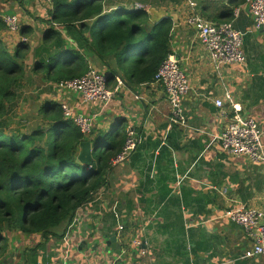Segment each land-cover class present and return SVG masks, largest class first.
Wrapping results in <instances>:
<instances>
[{
  "label": "crops",
  "instance_id": "0c3cea01",
  "mask_svg": "<svg viewBox=\"0 0 264 264\" xmlns=\"http://www.w3.org/2000/svg\"><path fill=\"white\" fill-rule=\"evenodd\" d=\"M246 1L61 0L53 9L44 0H0L1 41L11 52L20 42L28 45L24 77L16 89H28V95L23 91L15 99L31 104L28 112L35 127L15 129L46 130L48 122H56L54 111L67 104L74 114L92 119L91 130L84 133L91 146L99 139L103 150L116 143L115 155L128 128L138 137L134 151L112 161L101 188L78 207V222H64L55 234L21 228L5 232L0 264H264V256H243L253 243L224 215L242 204L264 209L263 167L227 153L218 138L235 105L260 123L264 148V26L254 27ZM87 5L98 12L80 18ZM141 10L147 15V31L170 21L166 56H176L190 86L181 103L184 125L170 120L166 93L154 80L136 82L120 72L107 84L114 87L118 76L122 86L102 104L83 102L77 92L60 88V71L49 74L53 62L58 60L53 70L67 67L75 63L68 59L79 53L83 73L93 68L108 76L117 64L110 55H97L96 39L107 22ZM66 11L74 16L62 14ZM192 11L207 21L230 22L242 36L245 62L216 65L187 22ZM5 16L16 18L18 31L6 26ZM142 53L137 49L136 57ZM38 62L44 64L39 72ZM79 153L80 146L76 157ZM99 154L103 158L102 149ZM111 234L117 236L119 254L92 249L95 236L103 240ZM83 239L92 241L81 245Z\"/></svg>",
  "mask_w": 264,
  "mask_h": 264
},
{
  "label": "trees",
  "instance_id": "16d2710c",
  "mask_svg": "<svg viewBox=\"0 0 264 264\" xmlns=\"http://www.w3.org/2000/svg\"><path fill=\"white\" fill-rule=\"evenodd\" d=\"M60 2L53 0V9L60 7ZM69 12L62 14L73 17ZM90 12L98 11L87 5L80 18ZM146 21L147 15L141 10L103 25L95 42L97 55H110L117 64L110 68L107 82L115 75H121L120 72L136 82L154 79L166 56L170 21L154 25L148 31L144 27ZM134 48L142 49L143 53L132 59ZM27 51L25 42L17 44L11 52L0 39V116L14 103L16 89L24 77ZM68 60L75 63L67 67L62 65L59 67L64 68L62 70H53L58 64L56 60L49 66V74L60 71L58 80L83 74L86 66L79 53ZM43 66L38 62L35 69L39 72ZM52 119L56 122H48L46 130L37 127L29 132L6 131L0 126V241L5 240V232L17 228L30 233L55 234L64 222L71 221L75 209L90 199L91 192L104 182L103 176L112 164L110 156L116 143H111L105 150L101 147L102 158L97 149L102 140L95 141L92 163L86 166L77 161L76 155L80 142L87 140V135L60 109L54 111Z\"/></svg>",
  "mask_w": 264,
  "mask_h": 264
},
{
  "label": "built area",
  "instance_id": "2783aa9c",
  "mask_svg": "<svg viewBox=\"0 0 264 264\" xmlns=\"http://www.w3.org/2000/svg\"><path fill=\"white\" fill-rule=\"evenodd\" d=\"M52 4L53 0H44ZM247 7L252 17L255 28L264 26V0H247ZM192 6L194 2H190ZM142 6L136 5L135 8ZM6 26L11 30H19L20 25L14 16L3 18ZM187 22L196 29L197 36L201 44L208 51L209 56L216 65L244 63L245 56L242 50V36L230 22H212L205 20L197 12L192 11L187 17ZM154 81L158 82L164 89L169 104L170 120L181 125L185 124V117L182 110V97L189 90V80L185 72L178 63V59L173 53H169L159 64ZM122 79L116 76V85L108 87L106 76L89 68L80 76L60 80L58 85L62 89L75 91L81 100L87 103H102L110 101L113 95L122 86ZM139 98V96H136ZM218 107L222 106L220 100H215ZM229 122L223 127L218 138L221 148L234 156H245L252 162H258L264 170V148L261 142L262 129L258 121L240 112L239 107L232 105ZM62 113L65 117L72 119L80 131L87 133L91 130L92 119L80 113L74 114L73 108L67 104L61 105ZM138 144V137L132 127L126 130L123 146L113 162L128 157ZM101 188V187H100ZM98 188L97 191L100 189ZM91 192V197L97 192ZM264 193V187H263ZM90 197V198H91ZM82 205V204H81ZM79 207V206H78ZM75 209L72 220L79 221ZM224 215L237 223L248 239L252 241V246L247 249L243 256L253 255L264 256V209H259L247 205H239L224 212ZM71 225H69L70 227ZM67 233V232H66ZM66 238V235L64 236ZM136 246H141L142 241L134 240ZM144 251L142 250V253ZM64 264H89L65 261Z\"/></svg>",
  "mask_w": 264,
  "mask_h": 264
},
{
  "label": "rangeland",
  "instance_id": "374dc122",
  "mask_svg": "<svg viewBox=\"0 0 264 264\" xmlns=\"http://www.w3.org/2000/svg\"><path fill=\"white\" fill-rule=\"evenodd\" d=\"M132 55L136 56L137 55V49L134 48L132 50ZM28 95V89H21L20 92H17L16 95L21 94L23 95ZM21 100L18 104V102ZM31 104L26 100L22 99H14V103L10 105V108L8 109L7 112H4L0 116V126L5 127L6 131L13 130L15 128H22L26 130L24 127H35L34 121L29 117L30 113L28 112L29 107ZM103 153V151H102ZM20 227V226H18Z\"/></svg>",
  "mask_w": 264,
  "mask_h": 264
},
{
  "label": "water",
  "instance_id": "95a60500",
  "mask_svg": "<svg viewBox=\"0 0 264 264\" xmlns=\"http://www.w3.org/2000/svg\"><path fill=\"white\" fill-rule=\"evenodd\" d=\"M79 146H80V153L78 154L77 161L80 163H83L86 166H89L92 163L91 151L95 147L91 146L88 140L81 141ZM101 147H102V144L100 146H97V149H101ZM93 239H95L93 241V248H92L93 250L102 248L106 253L107 252L112 253L111 255L119 254V252H121L120 251L121 246L119 245V243L117 241L116 234H111L108 237L104 236L103 240L97 236H95ZM91 241H92V239H90L89 241H86V239H83L80 244L81 245H83V244L87 245V243L91 242ZM77 248L76 249L78 251H82L81 246L80 247L77 246ZM82 252L84 253L85 256H87V251H82ZM74 253H76V252L74 251ZM79 255L83 256L82 254H79ZM76 256H78V253H76ZM73 257H72V259H73Z\"/></svg>",
  "mask_w": 264,
  "mask_h": 264
}]
</instances>
